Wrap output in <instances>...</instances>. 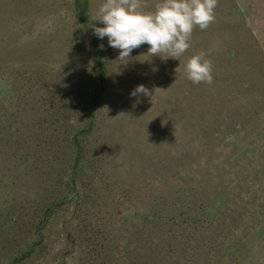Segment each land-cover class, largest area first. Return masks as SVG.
<instances>
[{
    "label": "rangeland",
    "instance_id": "rangeland-1",
    "mask_svg": "<svg viewBox=\"0 0 264 264\" xmlns=\"http://www.w3.org/2000/svg\"><path fill=\"white\" fill-rule=\"evenodd\" d=\"M235 1L244 15L217 0L177 60L144 44L120 61L90 27L103 0H0V264L29 242L24 264H264V60L206 143L183 118L189 55L264 58V0ZM138 85L154 97L131 98ZM52 204L39 241L28 227Z\"/></svg>",
    "mask_w": 264,
    "mask_h": 264
},
{
    "label": "clouds",
    "instance_id": "clouds-1",
    "mask_svg": "<svg viewBox=\"0 0 264 264\" xmlns=\"http://www.w3.org/2000/svg\"><path fill=\"white\" fill-rule=\"evenodd\" d=\"M143 7V0H103L97 10V21L103 26L91 25L93 35L99 40L107 37L108 46L118 50L117 60L127 61L144 44L149 46L146 55L167 54L177 60L190 47L193 29L205 30L214 21L217 0H159L154 12ZM184 72L194 85L213 82L212 64L203 52L187 60ZM139 96L154 97L144 85L130 93L131 98Z\"/></svg>",
    "mask_w": 264,
    "mask_h": 264
},
{
    "label": "trees",
    "instance_id": "trees-1",
    "mask_svg": "<svg viewBox=\"0 0 264 264\" xmlns=\"http://www.w3.org/2000/svg\"><path fill=\"white\" fill-rule=\"evenodd\" d=\"M230 2H232V5L234 6V11L230 13V16L242 17L244 15V11H241L237 5H235V0H230ZM77 5H79L78 2L76 6ZM75 9V17L77 20L82 21L83 19L81 9H79L78 6ZM247 32L249 31H245L243 34L250 36L249 33L247 34ZM219 33L217 32L216 35ZM228 34L238 36L239 33L229 31ZM251 39H254L253 36ZM228 45L231 46L232 43H229ZM224 47H226V45H224ZM191 48L197 49V46H191ZM211 49L213 48L208 46L200 47L199 53L203 52L205 54V59L211 61L213 82L211 84L200 83L194 85L191 81L186 79V86H189V92L186 93V109L183 116L185 120V127L187 130H191L189 137L192 139V141H196L198 139V141H202L203 143L207 142V138L204 135L203 137H201V135L198 137L200 131L203 128H206V131H208L209 128H211L213 122H216L218 117H222L223 114H226L227 103H239L238 101H240V98L242 97L241 94H243L242 91H247L249 89L248 85L244 84L243 80H240L242 79L240 75L250 73V70H252L250 64L264 60V58L259 57V55H262L263 57V53H261L260 50L256 49L254 51V48H249L248 51H246V45H244V47H240L239 49H236V47L232 49L229 48L224 53H218ZM246 52H248L249 60L246 58ZM256 54H258L259 58ZM189 56L192 57L193 54ZM245 63H247L246 66H241V64ZM246 69H248V71ZM253 71L262 75L264 69L260 65H257L253 68ZM218 108H221V110L225 113L223 112L222 115L221 113L219 114L217 110ZM88 130L89 126L82 131L87 133ZM69 194L70 192L62 196L61 202L63 204H65L67 201L70 202L72 199V196ZM55 212L56 205L52 204L45 209L42 218L37 219L36 223L34 221L30 223L28 228L32 235L38 237L39 241L41 240V234L44 228L48 225ZM16 225L17 222L15 220L13 221V226ZM19 229L20 226L17 228L18 232ZM36 245L37 243L29 242V245H26L25 243V245H23V250L19 251L17 255H14L9 264H24L30 255L37 252L35 248Z\"/></svg>",
    "mask_w": 264,
    "mask_h": 264
}]
</instances>
